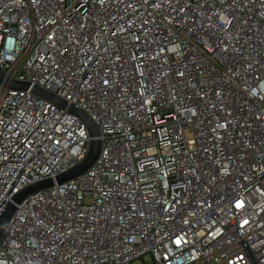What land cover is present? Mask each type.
Returning <instances> with one entry per match:
<instances>
[{"label": "built area", "instance_id": "obj_1", "mask_svg": "<svg viewBox=\"0 0 264 264\" xmlns=\"http://www.w3.org/2000/svg\"><path fill=\"white\" fill-rule=\"evenodd\" d=\"M0 264H264V0H0Z\"/></svg>", "mask_w": 264, "mask_h": 264}, {"label": "water", "instance_id": "obj_2", "mask_svg": "<svg viewBox=\"0 0 264 264\" xmlns=\"http://www.w3.org/2000/svg\"><path fill=\"white\" fill-rule=\"evenodd\" d=\"M4 79V72L0 67V81ZM14 90L17 91H31V93L43 99L49 103H53L57 107L61 109H67V111L80 118L88 127L90 132V137L92 138L90 142V149L86 159L79 164L74 169L59 175L55 180L48 179L42 182L35 183L23 189L20 193H18L13 200L7 205L0 216V246L3 242V233L6 228L9 226L13 216L15 215L18 207L26 201L29 197L38 194L41 191H45L51 189L57 185L66 184L80 175L86 173L88 170L92 168L95 162L98 160L101 152V142L97 139L99 136L98 129L91 118L81 109H78L75 106H69L65 101L55 97L53 94L39 88V87H31L30 84L27 83H15L13 86Z\"/></svg>", "mask_w": 264, "mask_h": 264}]
</instances>
